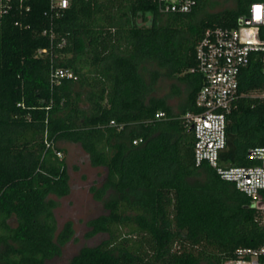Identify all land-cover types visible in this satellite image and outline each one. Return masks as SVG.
Here are the masks:
<instances>
[{
  "label": "trees",
  "instance_id": "obj_1",
  "mask_svg": "<svg viewBox=\"0 0 264 264\" xmlns=\"http://www.w3.org/2000/svg\"><path fill=\"white\" fill-rule=\"evenodd\" d=\"M255 1L205 13L212 0H199L192 13L163 15L151 0H70L56 16L52 0H0V264H46L75 236L73 223L59 230L55 216L70 193L60 141L107 170L95 199L112 193L106 214L88 223L89 238L107 239L70 264H224L241 247H264L263 212L208 164L196 166L185 117L199 112L203 81L189 71L204 32L238 28ZM147 61L188 84L182 113L153 96L159 72L145 83ZM57 68L78 80L53 85ZM263 92L254 54L228 116L224 166L261 165L249 154L264 149Z\"/></svg>",
  "mask_w": 264,
  "mask_h": 264
},
{
  "label": "built area",
  "instance_id": "obj_2",
  "mask_svg": "<svg viewBox=\"0 0 264 264\" xmlns=\"http://www.w3.org/2000/svg\"><path fill=\"white\" fill-rule=\"evenodd\" d=\"M163 15L189 14L199 0H151ZM70 7V0H52L51 9L59 16ZM6 13V11L4 12ZM250 22L238 28H208L196 46V66L189 73L201 76L203 86L196 97L197 113H187L195 144L196 166L208 164L220 178L234 184L241 193L253 199V207L264 214V149L252 150L250 159L261 161L260 166H224L221 153L227 146L228 116L239 99L240 76L251 62L252 55H261L264 74V41L260 32L264 27V0L253 2L243 20ZM64 45V44H63ZM63 80L77 81L74 71L66 68L53 69L51 82L60 85ZM264 99V92L259 95ZM166 113L159 112L155 118L165 119ZM116 126L115 121H111ZM142 139L133 141L138 145ZM57 155L62 157V153ZM224 264H264V247L237 249L235 257Z\"/></svg>",
  "mask_w": 264,
  "mask_h": 264
},
{
  "label": "rangeland",
  "instance_id": "obj_3",
  "mask_svg": "<svg viewBox=\"0 0 264 264\" xmlns=\"http://www.w3.org/2000/svg\"><path fill=\"white\" fill-rule=\"evenodd\" d=\"M236 8V0H212L205 13H218ZM159 72L157 83L153 91L156 98H168L172 110L176 114L182 113L187 104L189 88L187 83L171 75L169 71L159 69L157 64L147 61L141 68L140 75L145 83L151 82L152 72ZM75 90H78L75 87ZM82 106H85L83 98ZM58 147L65 150L62 157L66 159L69 174L70 193L57 201L59 205L55 210L59 230L71 221L74 225L75 236L63 248L60 256L48 261L46 264H70L84 247H94L107 239V235H97L89 238L88 223L106 214L105 202L110 199V192L103 201L95 199L91 189L101 188L107 177V170L103 167H93L89 156L79 144L69 141H60Z\"/></svg>",
  "mask_w": 264,
  "mask_h": 264
},
{
  "label": "water",
  "instance_id": "obj_4",
  "mask_svg": "<svg viewBox=\"0 0 264 264\" xmlns=\"http://www.w3.org/2000/svg\"><path fill=\"white\" fill-rule=\"evenodd\" d=\"M249 22H250L249 20H246V21L241 20V21L239 22V24H240V25H243L244 23H247V24H248ZM191 129H192V128H191Z\"/></svg>",
  "mask_w": 264,
  "mask_h": 264
},
{
  "label": "crops",
  "instance_id": "obj_5",
  "mask_svg": "<svg viewBox=\"0 0 264 264\" xmlns=\"http://www.w3.org/2000/svg\"><path fill=\"white\" fill-rule=\"evenodd\" d=\"M188 85V84H187ZM188 88H189V91H190V87L188 86ZM189 94V93H188ZM175 113V112H174Z\"/></svg>",
  "mask_w": 264,
  "mask_h": 264
}]
</instances>
